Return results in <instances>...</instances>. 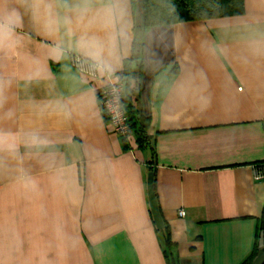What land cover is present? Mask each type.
<instances>
[{
	"label": "crops",
	"instance_id": "crops-1",
	"mask_svg": "<svg viewBox=\"0 0 264 264\" xmlns=\"http://www.w3.org/2000/svg\"><path fill=\"white\" fill-rule=\"evenodd\" d=\"M242 2L241 14L134 31L131 0H0V264L254 259L264 0ZM134 43L144 148L112 133L98 105ZM149 172L168 248L147 205Z\"/></svg>",
	"mask_w": 264,
	"mask_h": 264
},
{
	"label": "trees",
	"instance_id": "trees-1",
	"mask_svg": "<svg viewBox=\"0 0 264 264\" xmlns=\"http://www.w3.org/2000/svg\"><path fill=\"white\" fill-rule=\"evenodd\" d=\"M61 3L64 0H59ZM134 19V31L145 28L172 25L182 22L200 21L214 17L233 16L243 11L242 0H131ZM135 43L132 58L124 62V67L118 74V79L124 84L123 102L129 117V131L136 136L138 147L144 148L149 142L147 129L150 119L139 114L134 109L133 102L141 77V64L136 70L130 69L131 62L136 61ZM137 53V52H136ZM164 234V245L170 247L167 227L160 230ZM263 234L264 240V209L260 219L258 234ZM255 256V254H254ZM167 264H177L176 260L166 255ZM253 257L246 264H251Z\"/></svg>",
	"mask_w": 264,
	"mask_h": 264
},
{
	"label": "built area",
	"instance_id": "built-area-1",
	"mask_svg": "<svg viewBox=\"0 0 264 264\" xmlns=\"http://www.w3.org/2000/svg\"><path fill=\"white\" fill-rule=\"evenodd\" d=\"M71 66L91 76H97L100 71L98 65L87 61L79 56L70 55ZM124 84L119 80L112 81L106 89L99 95L98 105L100 114L106 119L110 130L115 135L126 138L129 134V117L127 115L126 106L123 102ZM252 177L254 180H264V161L252 164ZM183 216V212L178 213Z\"/></svg>",
	"mask_w": 264,
	"mask_h": 264
},
{
	"label": "water",
	"instance_id": "water-1",
	"mask_svg": "<svg viewBox=\"0 0 264 264\" xmlns=\"http://www.w3.org/2000/svg\"><path fill=\"white\" fill-rule=\"evenodd\" d=\"M146 191H147V200H148V206L149 211L152 217L153 224L155 226L156 231L163 230L164 223L162 219L160 218V213L158 211L155 195H154V189H153V174L152 172H149L147 175L146 180ZM258 253L252 260L251 264H264V240H263V234L261 233L259 236L258 241Z\"/></svg>",
	"mask_w": 264,
	"mask_h": 264
}]
</instances>
